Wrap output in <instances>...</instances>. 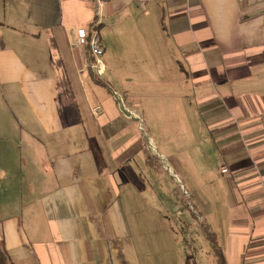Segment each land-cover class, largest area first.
Segmentation results:
<instances>
[{
	"label": "crops",
	"instance_id": "obj_1",
	"mask_svg": "<svg viewBox=\"0 0 264 264\" xmlns=\"http://www.w3.org/2000/svg\"><path fill=\"white\" fill-rule=\"evenodd\" d=\"M182 129L226 169L225 264H264V0H0V264H145L151 160L187 173L149 145Z\"/></svg>",
	"mask_w": 264,
	"mask_h": 264
},
{
	"label": "rangeland",
	"instance_id": "obj_2",
	"mask_svg": "<svg viewBox=\"0 0 264 264\" xmlns=\"http://www.w3.org/2000/svg\"><path fill=\"white\" fill-rule=\"evenodd\" d=\"M149 129L152 131L151 126ZM177 131L180 138L172 139L168 145H156V148L149 145L153 158H160L162 153L167 162L168 158L177 156L187 173H175L168 162L166 169L158 167L156 160H151L154 165L150 167L147 194L144 192V213L140 219L133 215L135 220H132L134 230L144 236L142 247L149 253L143 261L145 264H187L188 261L191 264L193 261L196 264H219L211 240L215 229L210 220L204 218L212 195L218 189V178L224 172H219L220 164L218 168L211 166L210 154L205 149L207 145L202 141L194 144L188 130Z\"/></svg>",
	"mask_w": 264,
	"mask_h": 264
},
{
	"label": "built area",
	"instance_id": "obj_3",
	"mask_svg": "<svg viewBox=\"0 0 264 264\" xmlns=\"http://www.w3.org/2000/svg\"><path fill=\"white\" fill-rule=\"evenodd\" d=\"M97 21V20H96ZM94 20L93 26L91 30H87L84 28H79L76 31V40L75 43L77 46L86 47L88 49L89 54L94 59L92 61L91 69L95 76V78H102L107 71L102 62L103 57V48L102 41L99 36V33L95 30L94 25H97L98 22ZM220 171H225L224 166H220Z\"/></svg>",
	"mask_w": 264,
	"mask_h": 264
},
{
	"label": "trees",
	"instance_id": "obj_4",
	"mask_svg": "<svg viewBox=\"0 0 264 264\" xmlns=\"http://www.w3.org/2000/svg\"><path fill=\"white\" fill-rule=\"evenodd\" d=\"M96 81L99 82L98 80H96ZM211 240H212L213 248L215 249L214 252H215V255L217 257L218 263L219 264H225L221 250H220V247L218 246V244L216 242V237L213 235Z\"/></svg>",
	"mask_w": 264,
	"mask_h": 264
}]
</instances>
